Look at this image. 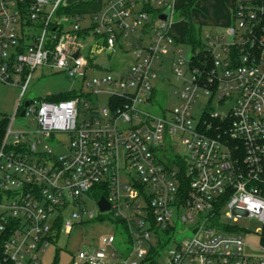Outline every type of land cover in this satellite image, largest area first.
<instances>
[{"label": "built area", "instance_id": "obj_1", "mask_svg": "<svg viewBox=\"0 0 264 264\" xmlns=\"http://www.w3.org/2000/svg\"><path fill=\"white\" fill-rule=\"evenodd\" d=\"M175 2L108 0L88 26L85 11L68 15L74 25L65 32L57 14L65 0H0V81L21 89L0 146V264H42L47 247L86 215L122 227L128 245L123 253L115 235L105 237L103 246L74 256L85 264H107L108 255L114 264H161L178 223L188 235L164 264H254L233 223L243 216L264 223V0H233L225 33L207 30L203 51L172 59L183 83L173 86L178 105L155 114L144 106L157 100L155 62L176 41ZM138 28L149 41L135 42V62L120 64L115 78H89L88 69L103 67L96 57L118 55ZM89 34L92 44L83 42ZM38 67L67 71L88 91L27 99ZM101 93L110 95L102 108ZM205 95L230 108L209 105L197 114ZM23 111L37 121L34 130H13ZM52 143L64 152L56 154ZM102 197L110 204L104 212ZM88 200L99 215L88 213Z\"/></svg>", "mask_w": 264, "mask_h": 264}, {"label": "rangeland", "instance_id": "obj_2", "mask_svg": "<svg viewBox=\"0 0 264 264\" xmlns=\"http://www.w3.org/2000/svg\"><path fill=\"white\" fill-rule=\"evenodd\" d=\"M91 4L88 5L87 9L91 10L97 9L101 4L106 3L108 0H91ZM66 2V0H65ZM86 20L82 21L83 26H88L90 24L89 12H85ZM63 23V30L65 32L73 29L74 18L69 17L68 15L58 16ZM186 20V17L182 14L180 9L174 11L172 16L173 30H182L183 24L182 20ZM231 24L233 21L231 20ZM140 28V27H139ZM134 34V37L131 38V44L127 41H122L123 47L118 55H99L96 57V60L103 65L101 68L88 69V77L93 75H104L110 74L114 78L118 76V66H127L135 62L136 57L134 54L135 42H139L140 46L146 44L149 41V34L142 35L140 29ZM207 30H213L216 32L225 33V28L219 27H210L205 26V31L202 30L201 36L202 41H204V32ZM96 41L95 37L92 34H89L83 40L86 44H92ZM192 45L186 42H176L172 45L169 51L164 55L159 57L155 62V69L157 71V78L153 80V84L158 90L157 100L151 105H145L144 107L149 111L155 114H161L162 108L164 109H173L178 105V99L174 94V85L182 86V81L176 79L172 71V59L177 57L181 53L189 59L192 55ZM197 49L199 47H196ZM84 55L89 54V47H86L83 50ZM112 59V60H111ZM118 60L119 62H113ZM124 62V63H122ZM108 65L110 70H107ZM113 90H118V87H112ZM77 91L80 93L83 89L82 80L79 77L70 75L67 71H57L52 68L47 67H38L34 72L33 79L29 85L28 91L26 93L27 99H47L53 97L62 92L67 91ZM88 90H86L87 92ZM21 89L13 84L5 83L0 81V125L2 124L5 118L14 117V114L17 109V105L20 99ZM109 94L101 93L99 99V106L109 105ZM209 101V95L201 96L195 104V112L197 114L202 112V109L205 107L212 106L215 111L225 112L230 108V104L220 105L218 100L213 99L211 103ZM198 118L199 115H196ZM13 130H34L37 127V121L31 116H20L18 114L12 124ZM61 141L64 143L69 142L67 134H61ZM179 143V140H177ZM181 144V143H179ZM56 154H61L64 152L65 147L57 146L52 143V146ZM185 151L184 147L180 148V152ZM123 160V159H122ZM121 160V161H122ZM88 213L93 212L95 215H99V208L95 201L88 200ZM89 216L86 215L81 223H76L71 235L62 234L60 238L53 242L50 246L47 247L46 251L41 255L42 264H85L84 261H78L74 258L79 250H89L94 246H103V240L105 237L112 235L116 236L115 247L118 248L121 252L125 253L127 251V237L126 232L122 227L117 228L110 221H99L98 217L94 219H88ZM236 230H238L245 238V253L253 257L254 264H260V259L264 258V247L261 242V235L264 228V223L259 221L256 218H250L243 216L239 218L236 222L233 223ZM178 232L175 234L174 240L169 242L166 248L162 252V256L159 259L161 264H164L166 261L167 252L174 247L176 241L181 240L182 237L188 235L184 231V225L182 226L178 223ZM183 227V230L181 229ZM147 245L144 244L143 248L146 249ZM109 254L112 252V249L109 248ZM75 259V260H74ZM107 264H114L110 261L108 255Z\"/></svg>", "mask_w": 264, "mask_h": 264}, {"label": "crops", "instance_id": "obj_3", "mask_svg": "<svg viewBox=\"0 0 264 264\" xmlns=\"http://www.w3.org/2000/svg\"><path fill=\"white\" fill-rule=\"evenodd\" d=\"M80 0H66V4L70 5L72 3L78 2ZM89 1V0H85ZM189 0H176L175 9H180L182 5L187 3ZM233 0H196L193 7L191 8V19L194 27L197 30H204L205 26L210 27H219L225 28L227 31L231 27V20L233 21ZM103 4L99 5L97 9L91 10L90 8H86L82 11L89 12L90 14L99 10ZM172 23V29H173ZM183 28L182 30H176L175 34V42H186L192 45L187 39V29H186V20H182ZM217 31V30H216ZM192 49H195L192 45ZM197 49V48H196Z\"/></svg>", "mask_w": 264, "mask_h": 264}, {"label": "trees", "instance_id": "obj_4", "mask_svg": "<svg viewBox=\"0 0 264 264\" xmlns=\"http://www.w3.org/2000/svg\"><path fill=\"white\" fill-rule=\"evenodd\" d=\"M196 0H189L187 3H185L184 5H182L180 7V10L182 11V14L186 17V29H187V37H188V41L194 46V48L196 49V47H199L198 49H202L203 51V42H202V38L201 36H199V34H201L200 30H197L192 22L191 19V8L193 7L194 3ZM91 0L89 1H85V0H80L78 2L72 3L70 5H66V6H62L57 14L58 16L60 15H70L73 14L74 11L76 10H84L88 7L89 4H91ZM201 51V52H202ZM74 95V92L72 91H67V92H62L59 93L57 95H54L52 98L53 99H68L71 98ZM8 121L9 118H5L2 122V124L0 125V146L4 137V132H5V128L8 125ZM102 194H106V193H102ZM96 196H101V194L99 195V193H95ZM99 221H104L105 218L104 216H99L98 217ZM62 221L60 220L59 223H61ZM120 220H114V223L118 224L120 223ZM261 242L262 245L264 247V228L262 231V235H261Z\"/></svg>", "mask_w": 264, "mask_h": 264}, {"label": "water", "instance_id": "obj_5", "mask_svg": "<svg viewBox=\"0 0 264 264\" xmlns=\"http://www.w3.org/2000/svg\"><path fill=\"white\" fill-rule=\"evenodd\" d=\"M170 13H171V7H168L162 14H161V19H163V20H169V18H170ZM30 101H28V103H29ZM27 103V104H28ZM25 115V111H23L22 113H21V116H24ZM99 208H100V210L102 211V212H104V211H107V210H109L110 209V204L107 202V200L104 198V197H102L101 198V200L99 201Z\"/></svg>", "mask_w": 264, "mask_h": 264}]
</instances>
